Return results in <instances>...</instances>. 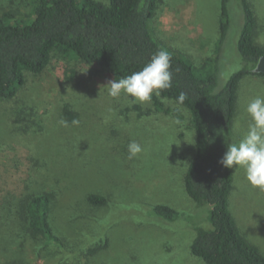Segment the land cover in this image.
Listing matches in <instances>:
<instances>
[{"label": "rangeland", "instance_id": "1", "mask_svg": "<svg viewBox=\"0 0 264 264\" xmlns=\"http://www.w3.org/2000/svg\"><path fill=\"white\" fill-rule=\"evenodd\" d=\"M30 2L0 0V15L25 16ZM249 2L257 19L255 40L264 46V0ZM220 5L221 0H160L151 22L154 37L200 63L219 38ZM229 10L220 85L242 65V0H230ZM113 79L99 65L54 56L45 70L27 75L15 98H0V220L7 217L5 203L18 213L25 195L51 192V223L62 240H31L24 222L13 216L12 227L0 230V244L8 250L11 245L0 253V264H207L191 251L196 226L211 224L209 205H197L185 190L196 150L189 111L167 98L161 100L169 111L156 110L155 93L144 103L124 93L113 98L104 86ZM256 96H264V75L241 82L229 143L248 131L252 120L245 106ZM133 140L143 151L129 159ZM233 172L231 211L241 233L264 255V190L249 184L243 167ZM92 194L107 202L93 204Z\"/></svg>", "mask_w": 264, "mask_h": 264}, {"label": "trees", "instance_id": "2", "mask_svg": "<svg viewBox=\"0 0 264 264\" xmlns=\"http://www.w3.org/2000/svg\"><path fill=\"white\" fill-rule=\"evenodd\" d=\"M159 3L31 0V10L25 16L4 12L0 15V98H15L27 75L45 70L54 56L99 65L110 77L120 79L140 70L158 49L167 50L171 55L172 84L154 98L156 110L169 111L161 100L167 98L189 111L196 150L184 176L185 190L197 205H209L211 227L196 226L191 251L207 264H264V255L241 233L230 208L233 167L219 163L233 132L241 82L249 75H264L253 71L264 55V46L255 40L257 19L253 7L249 0H242L244 20L238 42L242 65L220 85L221 54L231 25L230 0H221L219 38L212 53L200 63L165 47L154 37L151 22ZM181 93L185 94L183 103L178 102ZM65 113L75 117L68 106ZM53 198L51 192L25 195L18 213L12 203H5L2 210L7 217L1 218L0 230L10 227L15 216L18 222H24V231L31 240L61 242L51 223ZM89 200L97 205L107 202L98 194L90 195ZM157 209L172 217L179 215L170 207ZM5 247L0 244V253L11 250V245L9 250Z\"/></svg>", "mask_w": 264, "mask_h": 264}, {"label": "clouds", "instance_id": "3", "mask_svg": "<svg viewBox=\"0 0 264 264\" xmlns=\"http://www.w3.org/2000/svg\"><path fill=\"white\" fill-rule=\"evenodd\" d=\"M171 55L165 49H158L149 62L140 70L120 79L110 80L106 85L109 96L117 98L124 93L134 100L144 103L152 99L153 93L160 95V90L168 89L172 84ZM185 94L181 93L178 102L183 103ZM252 123L239 142L227 144V150L219 160L225 168L243 167L245 178L253 187L264 190V96H256L245 106ZM59 123L67 127L66 120ZM73 125L79 120L73 119ZM129 159L143 151L142 145L135 140L128 146Z\"/></svg>", "mask_w": 264, "mask_h": 264}, {"label": "water", "instance_id": "4", "mask_svg": "<svg viewBox=\"0 0 264 264\" xmlns=\"http://www.w3.org/2000/svg\"><path fill=\"white\" fill-rule=\"evenodd\" d=\"M256 73H264V55H262L256 65V67L253 69Z\"/></svg>", "mask_w": 264, "mask_h": 264}]
</instances>
